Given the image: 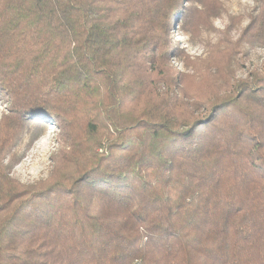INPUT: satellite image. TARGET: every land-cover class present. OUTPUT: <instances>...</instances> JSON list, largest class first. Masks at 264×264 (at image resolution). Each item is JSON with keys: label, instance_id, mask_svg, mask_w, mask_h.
Returning a JSON list of instances; mask_svg holds the SVG:
<instances>
[{"label": "trees", "instance_id": "trees-1", "mask_svg": "<svg viewBox=\"0 0 264 264\" xmlns=\"http://www.w3.org/2000/svg\"><path fill=\"white\" fill-rule=\"evenodd\" d=\"M185 1L0 0V264H264V68L179 72ZM30 120L65 135L35 186L6 174Z\"/></svg>", "mask_w": 264, "mask_h": 264}, {"label": "rangeland", "instance_id": "rangeland-1", "mask_svg": "<svg viewBox=\"0 0 264 264\" xmlns=\"http://www.w3.org/2000/svg\"><path fill=\"white\" fill-rule=\"evenodd\" d=\"M200 4L199 0H186L185 8L192 10V16L186 21L178 18L172 25L170 37L178 48V55L170 57L171 64L197 81L201 72L213 74L215 69L217 72L221 70L219 74L230 82L247 79L250 72L263 70L264 46L238 39L251 17L259 12L262 0H210L207 7ZM179 34H185L188 39L177 42L175 37ZM224 49L231 55L226 65L218 68L219 52ZM7 113L6 99L0 96V120ZM42 124L43 128L38 129L30 120L22 130L12 149L18 160H13L12 166L6 170L11 179L25 186H35L49 178L56 153L65 141L64 133L52 121ZM10 158V153H5L0 159L1 164L6 165Z\"/></svg>", "mask_w": 264, "mask_h": 264}, {"label": "clouds", "instance_id": "clouds-1", "mask_svg": "<svg viewBox=\"0 0 264 264\" xmlns=\"http://www.w3.org/2000/svg\"><path fill=\"white\" fill-rule=\"evenodd\" d=\"M188 39V37L185 34H179L175 37V40L177 42H183L186 41Z\"/></svg>", "mask_w": 264, "mask_h": 264}]
</instances>
